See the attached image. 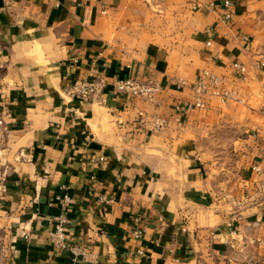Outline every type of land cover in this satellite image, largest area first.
<instances>
[{
    "label": "crops",
    "instance_id": "obj_1",
    "mask_svg": "<svg viewBox=\"0 0 264 264\" xmlns=\"http://www.w3.org/2000/svg\"><path fill=\"white\" fill-rule=\"evenodd\" d=\"M225 1L0 0V264H264V0Z\"/></svg>",
    "mask_w": 264,
    "mask_h": 264
},
{
    "label": "built area",
    "instance_id": "obj_2",
    "mask_svg": "<svg viewBox=\"0 0 264 264\" xmlns=\"http://www.w3.org/2000/svg\"><path fill=\"white\" fill-rule=\"evenodd\" d=\"M231 0L225 1L226 9L229 10L232 7ZM231 16L230 13H226L225 18L229 19ZM234 67L238 69L241 74L246 72V68L240 64H234ZM224 78H219L216 75L210 74L209 72H204L203 75L199 77L196 83V90L199 91L200 94L211 92L212 95L220 96L223 99L229 98L232 96L229 92L225 91L223 87ZM104 81L95 82L93 80H79L75 82L68 90V94L71 97H76L82 100H91L100 94L105 86ZM115 87L121 93H124L133 98L140 97H149L153 92L154 88L150 85L138 82L136 80H122L117 81L115 83ZM203 102L201 98H197L196 101L191 104H185L180 107L181 111H191L196 108H202ZM140 122H143L140 120ZM3 122L0 120V124ZM164 121H157V127L161 128L164 126ZM72 199L69 195H64L60 198V204L65 208V212L67 211L68 206L71 204ZM106 203H108L106 201ZM69 223L67 213L61 214L56 218V226L53 232L50 234V239L54 246L62 249V250H70L76 256L83 257V261L88 260L89 256L86 252L79 250L74 247L70 242L69 235L67 233V224ZM231 226V225H230ZM135 237L139 238L142 236L143 232L141 228H138L135 231ZM26 239L29 238V234L27 232L23 233ZM76 261V259H74Z\"/></svg>",
    "mask_w": 264,
    "mask_h": 264
}]
</instances>
